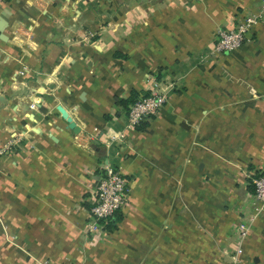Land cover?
I'll return each instance as SVG.
<instances>
[{
  "label": "crops",
  "instance_id": "0c3cea01",
  "mask_svg": "<svg viewBox=\"0 0 264 264\" xmlns=\"http://www.w3.org/2000/svg\"><path fill=\"white\" fill-rule=\"evenodd\" d=\"M257 13L240 48L212 53L218 30ZM152 91L167 102L125 127ZM14 138L0 156V264H264V214L251 220L261 0H0V145ZM106 162L128 203L108 236H87Z\"/></svg>",
  "mask_w": 264,
  "mask_h": 264
},
{
  "label": "built area",
  "instance_id": "2783aa9c",
  "mask_svg": "<svg viewBox=\"0 0 264 264\" xmlns=\"http://www.w3.org/2000/svg\"><path fill=\"white\" fill-rule=\"evenodd\" d=\"M261 2L264 9V0ZM260 17V13L251 14L243 17L231 29L218 30L212 53L222 55L240 48L247 41L248 31L259 21ZM167 100V94L159 91H152L151 94L138 98L129 107L125 127L134 129L145 118L159 112ZM29 107L35 109L36 103H31ZM124 138L126 136L123 132L111 137L113 141H120ZM17 140L18 138H14L0 145V156L8 153L16 145ZM252 184L254 193L251 220L254 221L264 214V168L259 175L252 179ZM129 191L127 179L115 167L106 162L102 166V173L97 180L94 202L89 211L87 226L91 233L104 232V224L112 218L116 211L127 204ZM247 232L248 225L246 223L240 224V237H245Z\"/></svg>",
  "mask_w": 264,
  "mask_h": 264
},
{
  "label": "rangeland",
  "instance_id": "374dc122",
  "mask_svg": "<svg viewBox=\"0 0 264 264\" xmlns=\"http://www.w3.org/2000/svg\"><path fill=\"white\" fill-rule=\"evenodd\" d=\"M157 114H158V112H157L155 115H157ZM155 115H153V116H155ZM1 156H2V155H1ZM247 181H248V180H247ZM245 184H246V183H245ZM130 191H131V190H130ZM130 191L128 192V195H130ZM128 197H129V196H128ZM127 203H128V201H127ZM88 222H89V218H88V221L86 222V225H85V234H86L87 236L93 234V233H91V232L89 231V229H88V226H87ZM99 234H101V235H103V236H108V232H107V230L104 231V232H102V233H99ZM35 264H52V263H50L48 260H44V261H38V262H36Z\"/></svg>",
  "mask_w": 264,
  "mask_h": 264
},
{
  "label": "trees",
  "instance_id": "16d2710c",
  "mask_svg": "<svg viewBox=\"0 0 264 264\" xmlns=\"http://www.w3.org/2000/svg\"><path fill=\"white\" fill-rule=\"evenodd\" d=\"M134 102V101H133ZM131 102V104L133 103ZM114 218L115 222L121 220V215L117 213V211L115 212V214L112 216V218H110L105 224H104V228H112L114 227V222H112V219Z\"/></svg>",
  "mask_w": 264,
  "mask_h": 264
},
{
  "label": "water",
  "instance_id": "95a60500",
  "mask_svg": "<svg viewBox=\"0 0 264 264\" xmlns=\"http://www.w3.org/2000/svg\"><path fill=\"white\" fill-rule=\"evenodd\" d=\"M62 114H63V117H65L68 121V128L72 129L75 132H78L79 128L77 127L76 123L73 122L70 117H66V114L64 111H62Z\"/></svg>",
  "mask_w": 264,
  "mask_h": 264
}]
</instances>
